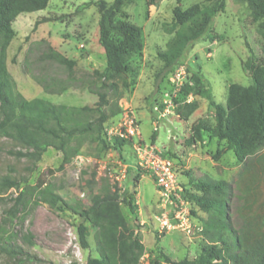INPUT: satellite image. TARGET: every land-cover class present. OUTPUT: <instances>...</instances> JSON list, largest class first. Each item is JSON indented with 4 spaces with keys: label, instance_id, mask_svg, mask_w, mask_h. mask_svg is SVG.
Wrapping results in <instances>:
<instances>
[{
    "label": "rangeland",
    "instance_id": "1",
    "mask_svg": "<svg viewBox=\"0 0 264 264\" xmlns=\"http://www.w3.org/2000/svg\"><path fill=\"white\" fill-rule=\"evenodd\" d=\"M88 1L96 0H50L45 9L17 17V34L7 50L8 68L16 81L14 91L27 99L40 97L75 107L93 106L99 102V94H105L109 100L104 106L109 117L106 126L117 124L124 109L133 107L143 140L173 159L179 180L189 187V193L197 192L196 182L201 179L230 182L228 210L234 230L238 234L255 233L263 220L264 231V147L246 162H239L226 142L217 138L205 136L203 142L190 143L192 125L201 117L214 120L215 108L211 99L181 94L183 84L194 83V73L206 82L218 103H226L231 83L250 85L252 76L245 62L251 50L254 56L261 54L264 20L255 21L243 0H182L184 9L195 3L218 6L222 1L225 9L214 17L212 32L187 50L181 65L183 84H177L171 73L158 88L157 73L163 64L159 53L176 34L190 36L199 31L205 18L200 14L189 22L178 23L174 16L178 0H125L117 18L142 29L143 48L125 54L129 85L120 81L115 91L104 85V77L100 76L106 70L107 56L99 41L98 8H80ZM46 17L52 20H44ZM113 36L123 41L122 35ZM52 49L75 59L74 68L48 58ZM195 99L199 108L188 120L182 119L177 113L179 103ZM155 131L158 136L153 140ZM117 145L104 148L87 141L66 168L59 170L62 151L50 147L40 161L34 162L11 153L22 148L0 136V175L12 174L21 181L19 189H10L4 195L6 200L0 201V222L13 205L11 197L27 185L34 187L29 191L26 209L13 225L19 233L33 235L34 244L19 238L30 257L19 263L0 253V264H87L89 256L101 255L96 228L90 227V247H83L78 234L80 216L43 201L42 191H53L71 205L82 202L85 206L107 191L117 193L130 228L145 245L139 264H169L165 254L181 260L193 259L202 252L208 243L204 231L209 213L191 202L188 230H162L158 216L165 208L153 178L136 167L131 144ZM127 192H132L136 203L140 201L135 213L123 202Z\"/></svg>",
    "mask_w": 264,
    "mask_h": 264
},
{
    "label": "trees",
    "instance_id": "2",
    "mask_svg": "<svg viewBox=\"0 0 264 264\" xmlns=\"http://www.w3.org/2000/svg\"><path fill=\"white\" fill-rule=\"evenodd\" d=\"M248 4L255 21L264 20V0H243ZM50 0H0V136L10 139L22 149L11 150L17 156H27L34 162L42 159L50 147L63 152V161L59 170H63L71 162L87 141L123 147L132 145L130 140L116 138L110 141L107 137L106 125L108 113L104 106L109 104L105 94H99V102L95 105L81 107L56 104L44 98L27 99L14 91L16 81L7 64V50L17 32L14 22L24 12H35L45 9ZM125 0L88 1L80 6L85 9L95 5L100 13L99 41L107 56L104 85L118 91L121 83L128 87L126 79L128 66L125 54L128 50L143 48L142 29L126 20L117 18ZM182 0L174 8L175 19L180 24L189 22L202 14L204 22L199 31L190 36L176 34L167 44V48L159 53L163 64L157 73L158 88L162 82L182 65L187 50L204 35L212 32V22L216 14L225 9V2L218 6L203 7L195 3L184 9ZM57 19V18H56ZM49 21L52 18H44ZM40 22V21H39ZM113 33L122 35L123 41L114 39ZM251 55L245 62L251 72L252 83L243 85L231 83L228 88L226 103H218L213 99L212 90L198 73L192 75L193 84L182 85L181 94L187 98L195 95L211 99L214 106L213 119L199 118L192 125L190 143L203 142L205 136L217 138L227 144L239 162H246L252 155L264 147V21L262 23L261 54ZM48 58L73 69L75 59H70L58 50L52 49ZM178 101V99H177ZM199 108V102L185 101L179 103L177 113L188 120ZM158 136L153 133V140ZM108 144V145H107ZM1 150V147H0ZM219 157V153L215 156ZM262 158V157H261ZM133 168H130V170ZM21 181L15 175H0V201L12 188H20ZM187 187V186H186ZM34 187L26 186L18 195L11 197L13 205L7 208L0 222V253L13 260L23 262L28 252L19 242V238L28 244H34L33 235L29 232L19 233L14 229V221L21 217L26 209L27 197ZM197 192L185 191L190 203H196L209 213L204 233L208 243L195 258L173 260L168 254L164 257L169 264H264V231L263 220L257 230L238 234L231 225L228 199L231 184L225 180L201 179L196 182ZM42 200L61 210H71L81 218L78 234L81 244L90 247V227L96 228L100 256H89L87 264H139L145 250L143 241L134 235L127 218L121 208V199L117 193L107 191L98 196L91 205L82 202L71 205L63 197L53 191H42ZM123 202L133 213L138 204L132 194L127 192Z\"/></svg>",
    "mask_w": 264,
    "mask_h": 264
},
{
    "label": "built area",
    "instance_id": "3",
    "mask_svg": "<svg viewBox=\"0 0 264 264\" xmlns=\"http://www.w3.org/2000/svg\"><path fill=\"white\" fill-rule=\"evenodd\" d=\"M182 70L179 66L171 76L177 84L184 82ZM106 132L110 141L116 138L130 140L136 154V167L147 171L153 178L165 208L158 216L161 229L188 230L191 203L184 195L187 187L179 180L178 168L173 159L156 145L146 144L143 140L140 121L134 108L127 106L117 124L107 125Z\"/></svg>",
    "mask_w": 264,
    "mask_h": 264
},
{
    "label": "crops",
    "instance_id": "4",
    "mask_svg": "<svg viewBox=\"0 0 264 264\" xmlns=\"http://www.w3.org/2000/svg\"><path fill=\"white\" fill-rule=\"evenodd\" d=\"M137 203H139V204H140V201H138Z\"/></svg>",
    "mask_w": 264,
    "mask_h": 264
}]
</instances>
